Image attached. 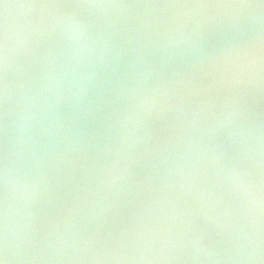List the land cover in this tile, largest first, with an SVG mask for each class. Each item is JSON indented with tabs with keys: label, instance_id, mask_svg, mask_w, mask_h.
<instances>
[{
	"label": "water",
	"instance_id": "water-1",
	"mask_svg": "<svg viewBox=\"0 0 264 264\" xmlns=\"http://www.w3.org/2000/svg\"><path fill=\"white\" fill-rule=\"evenodd\" d=\"M259 0H0L8 264H264Z\"/></svg>",
	"mask_w": 264,
	"mask_h": 264
},
{
	"label": "snow or ice",
	"instance_id": "snow-or-ice-1",
	"mask_svg": "<svg viewBox=\"0 0 264 264\" xmlns=\"http://www.w3.org/2000/svg\"><path fill=\"white\" fill-rule=\"evenodd\" d=\"M162 6L166 7H210V6H259L264 7V0H259L257 4H241V5H211V4H164ZM6 70H7V56H6V41L0 39V102H3L7 96V83H6ZM0 118H2V113H0ZM5 172L3 168V156H2V146H0V179H3ZM3 197H0V264H8V257L5 252L4 238H5V225L4 218L5 213L3 212Z\"/></svg>",
	"mask_w": 264,
	"mask_h": 264
},
{
	"label": "clouds",
	"instance_id": "clouds-1",
	"mask_svg": "<svg viewBox=\"0 0 264 264\" xmlns=\"http://www.w3.org/2000/svg\"><path fill=\"white\" fill-rule=\"evenodd\" d=\"M4 176H5V185L7 186V183H8V179H7V177H8V171L7 170H5Z\"/></svg>",
	"mask_w": 264,
	"mask_h": 264
}]
</instances>
